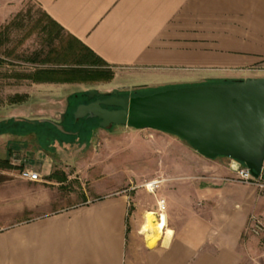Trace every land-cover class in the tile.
<instances>
[{"label": "crops", "instance_id": "crops-1", "mask_svg": "<svg viewBox=\"0 0 264 264\" xmlns=\"http://www.w3.org/2000/svg\"><path fill=\"white\" fill-rule=\"evenodd\" d=\"M25 1L0 0V28ZM31 1L120 79L178 87L264 77V0ZM26 107L0 121V264H244L264 188L236 180L237 161L155 129L112 125L111 135L90 118L60 125ZM128 133L137 138L129 147ZM98 137L103 153L59 152ZM27 167L40 180L22 179ZM69 167L110 180L66 191ZM150 183L152 194L142 188Z\"/></svg>", "mask_w": 264, "mask_h": 264}, {"label": "rangeland", "instance_id": "rangeland-1", "mask_svg": "<svg viewBox=\"0 0 264 264\" xmlns=\"http://www.w3.org/2000/svg\"><path fill=\"white\" fill-rule=\"evenodd\" d=\"M115 73L116 71L110 66L95 62L80 42L67 34L35 3L26 0L19 12L0 28V121L12 112L18 110L23 112L27 104L32 115L35 113L40 117L51 118L55 114L59 124L62 125L67 119L72 120V114L77 107L72 108V114V110L69 114L67 113L68 102L75 100L74 94H68L71 91H77V95L80 93L87 95L88 90L94 89L100 96H106L112 95L111 92L116 89L119 96L132 97L146 95L160 89L174 88V84H183L180 81L152 84L153 81L143 77L120 79ZM38 82L44 84L38 85ZM148 84L152 85L148 86ZM23 87L27 90L30 88V95L22 92ZM77 99H81L80 95ZM82 121L84 120L78 124ZM88 121H91L92 126L97 125L94 118ZM109 127L111 130L114 129L112 125ZM129 128L131 127L126 130L132 131ZM109 133L113 135L114 130ZM57 139L61 142L59 135ZM126 141L129 147L136 143L137 138L129 136L128 133ZM115 145L118 148V140L115 141ZM137 148L142 151V144L138 143ZM59 152L103 153V139L98 137L90 146L83 148L62 147ZM85 156L83 154L80 157L85 158ZM67 171L71 179L63 186L66 191L77 193L82 188L88 189V185H90L89 190L92 191L96 186V181L93 180H110L109 174L100 169L90 172L80 170L76 174L74 168L69 167ZM262 176L264 177V173L258 182L264 183ZM234 178L237 180L236 171ZM128 181V187L134 186L128 191L130 194L138 190L139 187H135L134 178ZM257 184L256 182L252 185L264 188ZM142 188L150 194L154 191L153 186L144 185ZM143 201L145 202V198ZM131 208L133 207L130 206V211ZM245 238L247 253L244 264H264V247L259 237L249 233L245 235Z\"/></svg>", "mask_w": 264, "mask_h": 264}, {"label": "water", "instance_id": "water-1", "mask_svg": "<svg viewBox=\"0 0 264 264\" xmlns=\"http://www.w3.org/2000/svg\"><path fill=\"white\" fill-rule=\"evenodd\" d=\"M86 94L88 99L100 95L94 89ZM111 94L79 104L74 120L96 118L104 128L117 124L173 134L207 158L229 157L259 176L264 164V77L132 97L119 96L116 89Z\"/></svg>", "mask_w": 264, "mask_h": 264}, {"label": "built area", "instance_id": "built-area-1", "mask_svg": "<svg viewBox=\"0 0 264 264\" xmlns=\"http://www.w3.org/2000/svg\"><path fill=\"white\" fill-rule=\"evenodd\" d=\"M264 173V168L262 167L259 176L256 178L254 177L250 170L243 164L238 162L236 168V177L237 180L246 183V184H253L258 183L257 185L263 186L264 183L258 182V179L261 180V175ZM19 176L22 179H27L30 181H38L40 180V175L37 171L32 170L31 168H22L19 171ZM249 232L253 236H257L260 239L262 246L264 247V215H251L249 217Z\"/></svg>", "mask_w": 264, "mask_h": 264}, {"label": "trees", "instance_id": "trees-1", "mask_svg": "<svg viewBox=\"0 0 264 264\" xmlns=\"http://www.w3.org/2000/svg\"><path fill=\"white\" fill-rule=\"evenodd\" d=\"M85 48H86V47H85ZM86 49H87V48H86ZM87 50H88V49H87ZM88 52L90 53L91 57L93 58V60H94L95 62L106 64L104 61H102L98 56H96V55H95L94 53H92L90 50H88ZM161 90H165V89L156 90V91H153V92H151V93H154V92H157V91H161ZM149 94H150V93H149ZM79 95H85V93H80ZM75 96H77V95L74 94L73 97H75ZM75 106H76V103H75L73 109L75 108ZM72 112H73V110H72ZM72 112H71V114H72ZM72 119H73V114H72ZM84 119H88V117H84V118L78 119L77 121H74V123H78V122H80L81 120H84ZM94 119L97 121V124H98V119H96V118H94ZM262 180H263V182H264V177H263V176H262Z\"/></svg>", "mask_w": 264, "mask_h": 264}, {"label": "flooded vegetation", "instance_id": "flooded-vegetation-1", "mask_svg": "<svg viewBox=\"0 0 264 264\" xmlns=\"http://www.w3.org/2000/svg\"><path fill=\"white\" fill-rule=\"evenodd\" d=\"M78 96L79 95L75 96V100H74L77 103L76 106H78L79 104H88L91 101L96 100L97 98L104 99V98L108 97L109 95H106V96H100L99 95L98 97H93L92 99H88L87 95H80L81 99H77ZM107 108L113 109L114 107H107Z\"/></svg>", "mask_w": 264, "mask_h": 264}, {"label": "bare ground", "instance_id": "bare-ground-1", "mask_svg": "<svg viewBox=\"0 0 264 264\" xmlns=\"http://www.w3.org/2000/svg\"><path fill=\"white\" fill-rule=\"evenodd\" d=\"M151 183H152V182H151ZM151 183L148 184V185L151 186ZM151 187H152V186H151ZM159 225H160V224L158 223V221H155V218L152 217V218H151V221H150V223H149V229H151V230L156 229V228H158Z\"/></svg>", "mask_w": 264, "mask_h": 264}]
</instances>
